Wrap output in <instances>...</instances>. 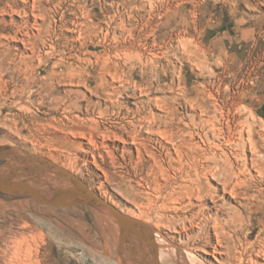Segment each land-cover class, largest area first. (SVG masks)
Instances as JSON below:
<instances>
[{"label": "rangeland", "instance_id": "rangeland-1", "mask_svg": "<svg viewBox=\"0 0 264 264\" xmlns=\"http://www.w3.org/2000/svg\"><path fill=\"white\" fill-rule=\"evenodd\" d=\"M37 160L143 223L180 171H246L244 203L264 207V0H0V175L76 185ZM121 232L89 206L0 192V264H147Z\"/></svg>", "mask_w": 264, "mask_h": 264}, {"label": "bare ground", "instance_id": "bare-ground-1", "mask_svg": "<svg viewBox=\"0 0 264 264\" xmlns=\"http://www.w3.org/2000/svg\"><path fill=\"white\" fill-rule=\"evenodd\" d=\"M229 122L228 130L230 131ZM225 141L228 144L234 143L233 134L225 136ZM134 143H137V139L134 140ZM180 172L183 174L181 175L183 183L180 181V184L170 188L171 194L169 196H164L166 192L164 193V187L161 185L163 181H159L161 184L157 183V187L153 190L156 193V196H154L156 199L147 198L149 201L146 205V223L149 226L152 225V231H147V236L149 238L154 236L156 245L158 247L162 246L161 249L163 251L160 254L163 258H170V255L177 257L176 262H169V264H196L198 261L206 264L209 257H214L216 261H219L218 257L227 256L228 264H264V229L258 233L257 239L259 242L248 241L254 234L252 230H254L255 223L258 221L256 215L261 214L263 217L264 207L256 204L249 206L244 203L246 195L239 192V190L246 186V182L241 179L246 174V171ZM52 176L53 174L45 176V180H49L52 184L54 183L53 185L58 188L68 187L72 183L68 177ZM260 176L264 179V172ZM212 179L222 181V190L204 183V180L209 182ZM166 182L164 183L166 184ZM42 185L41 183L40 186L42 187ZM153 191L151 190V192ZM229 201L237 203L239 208L235 209ZM99 212L110 220L115 227H118V221L109 212ZM136 213L132 212L131 214L135 219L140 220L142 218L141 220H143L142 214ZM135 230L145 233L140 226H136ZM247 230L245 237L242 238L240 234ZM195 232L197 234H194ZM120 237L122 238L120 240L122 241L121 243L125 244L126 242H134V240L140 242L144 240L143 236L137 235V232L131 229L127 233L121 232ZM201 243H204V245H200ZM117 247L116 245L113 251L117 255L123 256V250L119 247L117 252ZM256 247V252L252 253L253 248ZM199 252H202V256ZM160 263L163 264L162 261ZM147 264H152L149 254Z\"/></svg>", "mask_w": 264, "mask_h": 264}, {"label": "water", "instance_id": "water-1", "mask_svg": "<svg viewBox=\"0 0 264 264\" xmlns=\"http://www.w3.org/2000/svg\"><path fill=\"white\" fill-rule=\"evenodd\" d=\"M38 163L44 164L51 169H58L63 175L69 176L76 185L67 189H52L48 191L43 187L29 180L13 181L11 176L0 175V192L9 195L29 197L39 201L42 204L53 206H89L99 211L109 212L119 224L123 232L127 233L129 229L137 232V235L143 236V242L148 246L149 259L152 264H161L158 256V248L154 236H147L151 227L131 216H128L118 210L116 207L101 198L96 192L91 190L82 180L72 175L70 172L57 168L47 160H37ZM136 226L144 229L145 233L135 230Z\"/></svg>", "mask_w": 264, "mask_h": 264}, {"label": "crops", "instance_id": "crops-1", "mask_svg": "<svg viewBox=\"0 0 264 264\" xmlns=\"http://www.w3.org/2000/svg\"><path fill=\"white\" fill-rule=\"evenodd\" d=\"M114 246H116V245H114Z\"/></svg>", "mask_w": 264, "mask_h": 264}]
</instances>
